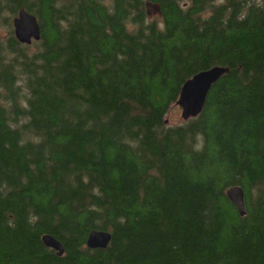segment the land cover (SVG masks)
<instances>
[{
  "label": "trees",
  "instance_id": "trees-1",
  "mask_svg": "<svg viewBox=\"0 0 264 264\" xmlns=\"http://www.w3.org/2000/svg\"><path fill=\"white\" fill-rule=\"evenodd\" d=\"M5 19L0 264H264V0H0ZM213 66L229 72L203 110L171 124ZM93 229L106 248L86 246Z\"/></svg>",
  "mask_w": 264,
  "mask_h": 264
},
{
  "label": "water",
  "instance_id": "water-1",
  "mask_svg": "<svg viewBox=\"0 0 264 264\" xmlns=\"http://www.w3.org/2000/svg\"><path fill=\"white\" fill-rule=\"evenodd\" d=\"M11 22L14 37L19 43L30 45L33 41L41 39V27L37 17L25 8H20ZM227 72H229L227 67L213 66L196 72L182 84L175 105L181 108L180 117L183 121L196 117L203 110L209 90ZM225 195L236 208L238 215L244 216L246 209L243 187L230 186L225 190ZM110 239L109 231L93 229L88 233L86 246L90 249L106 248ZM41 240L58 255L63 254L61 242L52 235L43 234Z\"/></svg>",
  "mask_w": 264,
  "mask_h": 264
},
{
  "label": "rangeland",
  "instance_id": "rangeland-1",
  "mask_svg": "<svg viewBox=\"0 0 264 264\" xmlns=\"http://www.w3.org/2000/svg\"><path fill=\"white\" fill-rule=\"evenodd\" d=\"M5 16H8V14L5 13ZM148 16H149V20H152L154 18H156L157 20H159V18H160V15H159L158 11L157 10H154L152 8H150V10L148 12ZM6 22H7V19H5V22H4L5 24H3V25L0 26V38H3V39L5 38V35L7 33V27L8 26H7V23ZM180 112H181V108L180 107H178L176 105L173 106L171 108L170 112L168 113V116H167L168 121L171 124H177V123L183 121L182 118L180 117Z\"/></svg>",
  "mask_w": 264,
  "mask_h": 264
}]
</instances>
